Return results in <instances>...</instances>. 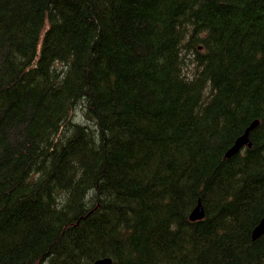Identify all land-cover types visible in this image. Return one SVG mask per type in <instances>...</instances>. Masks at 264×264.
I'll use <instances>...</instances> for the list:
<instances>
[{"label": "trees", "instance_id": "obj_1", "mask_svg": "<svg viewBox=\"0 0 264 264\" xmlns=\"http://www.w3.org/2000/svg\"><path fill=\"white\" fill-rule=\"evenodd\" d=\"M263 219L264 0H0V264H264Z\"/></svg>", "mask_w": 264, "mask_h": 264}, {"label": "bare ground", "instance_id": "obj_2", "mask_svg": "<svg viewBox=\"0 0 264 264\" xmlns=\"http://www.w3.org/2000/svg\"><path fill=\"white\" fill-rule=\"evenodd\" d=\"M258 122V121H257ZM256 123V122H255ZM253 123V124H255ZM253 124L246 130L245 134L243 136H241L237 141L236 143L234 144V146L228 151L226 157L227 158H231L233 157L234 155L240 153L245 147H251L252 144H251V141H250V135H251V132L259 125V122L258 124L252 128ZM248 133V141L250 144L246 143L245 140H243L242 138ZM246 137V136H245ZM240 145V144H243L241 146V148L238 150V152H236L235 154H232L231 156H228L229 152L231 150L234 149V147L236 145ZM198 208H201L202 209V212H199L197 211ZM205 217V211H204V208L202 206V204H199L192 212L191 216H190V219L191 221H200L202 220L203 218ZM264 235V219L261 221V223L256 227V229L254 230L253 232V239L256 240L258 238H260L261 236ZM95 264H111V260L110 259H104V260H99L97 261Z\"/></svg>", "mask_w": 264, "mask_h": 264}, {"label": "water", "instance_id": "obj_3", "mask_svg": "<svg viewBox=\"0 0 264 264\" xmlns=\"http://www.w3.org/2000/svg\"><path fill=\"white\" fill-rule=\"evenodd\" d=\"M257 124H258V122H256L255 124H253L252 128L255 127ZM247 135H248V133L245 135L246 137L244 136L242 139L245 140L246 143L250 144L249 141H248V136ZM242 145L243 144H240V145L237 144L234 147V149L229 152L228 156H231L232 154H235L236 152H238V150L241 148ZM197 211L202 212V209L201 208H198Z\"/></svg>", "mask_w": 264, "mask_h": 264}, {"label": "rangeland", "instance_id": "obj_4", "mask_svg": "<svg viewBox=\"0 0 264 264\" xmlns=\"http://www.w3.org/2000/svg\"><path fill=\"white\" fill-rule=\"evenodd\" d=\"M188 62H191V61H188ZM188 75L190 76V75H191V72H189ZM81 111H82V109H78V110L75 112V113H77V116H76L77 118L80 117V115L82 114ZM78 112H79V113H78Z\"/></svg>", "mask_w": 264, "mask_h": 264}]
</instances>
